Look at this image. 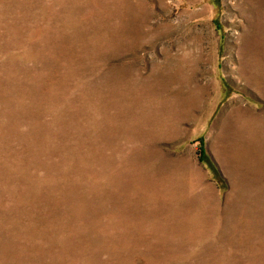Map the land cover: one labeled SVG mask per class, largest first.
I'll return each mask as SVG.
<instances>
[{
  "label": "rangeland",
  "instance_id": "374dc122",
  "mask_svg": "<svg viewBox=\"0 0 264 264\" xmlns=\"http://www.w3.org/2000/svg\"><path fill=\"white\" fill-rule=\"evenodd\" d=\"M0 264H264V0H0Z\"/></svg>",
  "mask_w": 264,
  "mask_h": 264
},
{
  "label": "trees",
  "instance_id": "16d2710c",
  "mask_svg": "<svg viewBox=\"0 0 264 264\" xmlns=\"http://www.w3.org/2000/svg\"><path fill=\"white\" fill-rule=\"evenodd\" d=\"M201 146L203 147L204 146V144L201 142ZM201 147V152H202V160H205V161H207L208 159L206 158V154H205V152H204V149Z\"/></svg>",
  "mask_w": 264,
  "mask_h": 264
}]
</instances>
